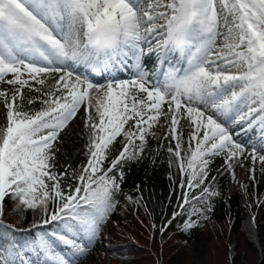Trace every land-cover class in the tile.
Returning <instances> with one entry per match:
<instances>
[{
  "label": "snow or ice",
  "instance_id": "obj_1",
  "mask_svg": "<svg viewBox=\"0 0 264 264\" xmlns=\"http://www.w3.org/2000/svg\"><path fill=\"white\" fill-rule=\"evenodd\" d=\"M0 85V264H83L157 124L175 141L168 224L186 216L181 231L209 219L212 158L231 169L247 152L264 173V0H0ZM76 117L86 161L60 171L57 142Z\"/></svg>",
  "mask_w": 264,
  "mask_h": 264
},
{
  "label": "rangeland",
  "instance_id": "obj_2",
  "mask_svg": "<svg viewBox=\"0 0 264 264\" xmlns=\"http://www.w3.org/2000/svg\"><path fill=\"white\" fill-rule=\"evenodd\" d=\"M127 77L122 75V78ZM4 87L0 85V89ZM33 107H38V103ZM2 110L0 106V122L3 120ZM183 123L181 121V127ZM242 127L237 126L232 130L234 138L247 139ZM167 130L168 125L161 127L157 124L150 130L155 132V136L148 135L147 146L140 158L124 163L125 170L141 177L137 197L128 201L122 221L110 220L107 225L104 253L90 252L83 264H264V190L259 196L249 195L244 187L248 177L261 172L262 166L257 162L253 173L252 160L246 152L244 157L239 158V163L233 161L231 169L225 166L218 174V179L226 178L227 195L231 200L243 195L240 199L243 220L238 233H231L233 218L228 214L223 221H212L193 242L182 241L173 228L179 218L168 224L173 211H178L177 198L181 189L178 186L180 176L176 164L169 166L170 154L167 149L170 144L174 148L175 141L165 139ZM187 132V128H184V147H187ZM117 140L114 155L119 154L122 147L119 141L123 137ZM86 143L83 122L76 117L61 133L57 142V167L60 171L66 166L69 171L80 168L86 161ZM168 169L172 172V179L163 183L161 188L159 176L164 178ZM233 173L235 179L244 173L242 182L235 190L230 188V182L235 180ZM149 183L152 184L150 190ZM250 216L259 228L262 246L252 244L243 227Z\"/></svg>",
  "mask_w": 264,
  "mask_h": 264
},
{
  "label": "trees",
  "instance_id": "obj_3",
  "mask_svg": "<svg viewBox=\"0 0 264 264\" xmlns=\"http://www.w3.org/2000/svg\"><path fill=\"white\" fill-rule=\"evenodd\" d=\"M210 171H209V182H211V178L215 177V182L213 184V187L215 190L218 191L219 195L212 198L211 204H212V211L209 214V219L203 220L201 219L199 222V225L197 227H194L188 232L181 231L180 228L177 226L179 224H182L184 219L187 217H178L179 220L176 221V225H173L174 231L177 233V236L180 240L185 242H193L195 239H198V237L203 233V231L209 226V224L217 221H223L225 217L229 214L230 217L233 218V225L231 227V233L236 234L238 233L240 229V223L243 220L242 219V213L240 211V199L243 197L242 194H240L237 198L231 200L230 197L227 195V180L226 178L218 179V174L223 171L225 168L224 163V157H214L211 160V163L209 165ZM172 174L171 170H166L165 177L159 176V183L161 185V188H163V183L168 181L169 176ZM254 177V178H253ZM142 180L141 177L138 175L133 174L130 171H127L124 169V180L122 184V193L119 195V205L117 207L116 212L111 216L110 220L115 221H122L124 218V212L126 211V207L128 204V201L125 199L126 196H130L132 199H135L137 197V193L140 187ZM152 184H148V190L151 189ZM245 192L246 194H255L256 196H259L262 194L264 190V173L259 172L258 174L252 175L248 177V182L244 184ZM11 202H8V207H6V213L8 215V223H16L17 222V216L12 214L11 210ZM199 207V205H198ZM264 216V212H263ZM192 219H196V217H192ZM33 220V214L32 210H27L24 213V216L22 218V223L20 224V227L27 228L30 226ZM22 235V234H20ZM95 253H104V247L103 243L97 242L95 247L90 251ZM89 252V253H90Z\"/></svg>",
  "mask_w": 264,
  "mask_h": 264
},
{
  "label": "bare ground",
  "instance_id": "obj_4",
  "mask_svg": "<svg viewBox=\"0 0 264 264\" xmlns=\"http://www.w3.org/2000/svg\"><path fill=\"white\" fill-rule=\"evenodd\" d=\"M154 63V58L149 59L148 66L151 67ZM124 74V72L120 73ZM99 79V77H97ZM87 136V134H86ZM244 173H241L235 180L230 182V188L235 190L237 186L242 182V175ZM244 229L246 230L248 236L250 237L251 243L256 246H262V241L259 237V228L257 227V224L254 222V219L250 216L247 218V220L243 224Z\"/></svg>",
  "mask_w": 264,
  "mask_h": 264
}]
</instances>
